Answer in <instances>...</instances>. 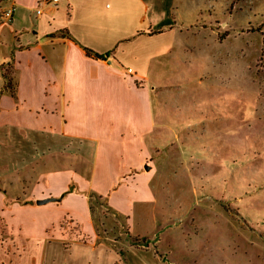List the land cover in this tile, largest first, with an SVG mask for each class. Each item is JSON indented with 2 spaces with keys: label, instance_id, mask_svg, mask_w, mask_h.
I'll return each mask as SVG.
<instances>
[{
  "label": "crops",
  "instance_id": "0c3cea01",
  "mask_svg": "<svg viewBox=\"0 0 264 264\" xmlns=\"http://www.w3.org/2000/svg\"><path fill=\"white\" fill-rule=\"evenodd\" d=\"M149 1H0L14 7L0 21V92L2 66L16 82L15 98L0 95V264H119L114 241L134 240L99 234L89 195L127 223L154 202L163 111L146 84L183 27H154ZM47 198L60 201L35 204Z\"/></svg>",
  "mask_w": 264,
  "mask_h": 264
},
{
  "label": "rangeland",
  "instance_id": "374dc122",
  "mask_svg": "<svg viewBox=\"0 0 264 264\" xmlns=\"http://www.w3.org/2000/svg\"><path fill=\"white\" fill-rule=\"evenodd\" d=\"M149 3L154 27H183L146 84L163 111L154 202L130 223L102 208L99 234L134 239L114 241L119 264H264V0Z\"/></svg>",
  "mask_w": 264,
  "mask_h": 264
},
{
  "label": "trees",
  "instance_id": "16d2710c",
  "mask_svg": "<svg viewBox=\"0 0 264 264\" xmlns=\"http://www.w3.org/2000/svg\"><path fill=\"white\" fill-rule=\"evenodd\" d=\"M84 51H85L87 56H90L94 59L102 60L105 58L104 56L94 54L93 52H91L89 50L84 49ZM1 76L3 79V87L1 89L0 95L7 94V95L15 98L16 82H15L14 70L12 69L11 64H8L7 66L5 65V66L1 67ZM101 200L102 199L95 194L89 195L91 219L93 221L95 230L97 232H99V230H98V223H97L98 221L96 219V212H98L102 208H105L106 210L110 211L111 214H113V215L115 214V216L117 215L114 211H112L105 204H103V201H101Z\"/></svg>",
  "mask_w": 264,
  "mask_h": 264
},
{
  "label": "built area",
  "instance_id": "2783aa9c",
  "mask_svg": "<svg viewBox=\"0 0 264 264\" xmlns=\"http://www.w3.org/2000/svg\"><path fill=\"white\" fill-rule=\"evenodd\" d=\"M1 2H4V1H7V0H0ZM59 0H53V2H58ZM13 12H14V7L13 5H10L8 7H6L5 9H2L0 11V21L1 22H9L12 15H13ZM40 12L37 11V14H39ZM125 74L126 75H131L132 74V71L130 69H126L125 70Z\"/></svg>",
  "mask_w": 264,
  "mask_h": 264
},
{
  "label": "water",
  "instance_id": "95a60500",
  "mask_svg": "<svg viewBox=\"0 0 264 264\" xmlns=\"http://www.w3.org/2000/svg\"><path fill=\"white\" fill-rule=\"evenodd\" d=\"M58 201H60V199L47 198V199H43V200H37L35 202V204L38 205V206H41V205H45V204L52 203V202H58Z\"/></svg>",
  "mask_w": 264,
  "mask_h": 264
}]
</instances>
